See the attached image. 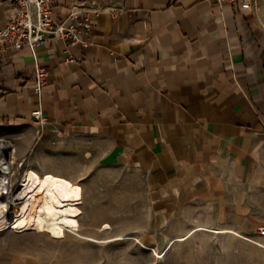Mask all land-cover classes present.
Here are the masks:
<instances>
[{
  "label": "crops",
  "instance_id": "obj_1",
  "mask_svg": "<svg viewBox=\"0 0 264 264\" xmlns=\"http://www.w3.org/2000/svg\"><path fill=\"white\" fill-rule=\"evenodd\" d=\"M74 1L54 0V16ZM94 1L100 11L79 15L84 42L37 46L43 133L32 52L0 51V136L22 158L47 146L68 164L142 175L144 229L205 207L232 228L264 226V0Z\"/></svg>",
  "mask_w": 264,
  "mask_h": 264
},
{
  "label": "rangeland",
  "instance_id": "obj_2",
  "mask_svg": "<svg viewBox=\"0 0 264 264\" xmlns=\"http://www.w3.org/2000/svg\"><path fill=\"white\" fill-rule=\"evenodd\" d=\"M49 152L41 146L35 160L22 158L18 150L14 153L8 174L13 199L24 189L39 190L46 181L61 184V220L66 229L38 228L33 213L17 224L10 222L8 214L0 216V264H264L261 225L232 228L229 214L205 207L187 212L163 229L155 226L154 218L153 228L144 229L150 217L144 213L142 175L116 164H68ZM25 171L27 184L18 186ZM198 226L205 228L168 247L172 238Z\"/></svg>",
  "mask_w": 264,
  "mask_h": 264
},
{
  "label": "built area",
  "instance_id": "obj_3",
  "mask_svg": "<svg viewBox=\"0 0 264 264\" xmlns=\"http://www.w3.org/2000/svg\"><path fill=\"white\" fill-rule=\"evenodd\" d=\"M224 1L235 0H219V2ZM88 2L90 3L88 4ZM0 3H4L5 10V19L0 22V51H5L7 47L16 51L28 48L33 54L35 91L39 96V105L31 113L37 127L42 129L49 122L41 99L43 88L47 83L48 72L47 68L38 61L37 46L52 38L67 41L68 45L84 42L78 29L79 15L98 12L100 9L95 5L94 0H75L71 4L66 18L60 20L53 14L54 0H0ZM242 5L249 7L250 3L248 0H244ZM56 133L61 135L62 131L57 129ZM15 152L13 141L0 136V158H6L9 161ZM21 164L22 161H20ZM9 182L13 183L10 175ZM259 234L264 236V226H260Z\"/></svg>",
  "mask_w": 264,
  "mask_h": 264
},
{
  "label": "bare ground",
  "instance_id": "obj_4",
  "mask_svg": "<svg viewBox=\"0 0 264 264\" xmlns=\"http://www.w3.org/2000/svg\"><path fill=\"white\" fill-rule=\"evenodd\" d=\"M12 158L9 161L6 158H0V216L8 214L10 222L17 224L33 213V222L38 228L50 232L66 229V225L61 220L60 202L63 195L61 184L46 181L39 190L24 189L19 192L16 199H13L15 190L9 182L8 174L11 173V165L14 164L16 155H13ZM21 161L24 162L23 159ZM6 173L7 175H5ZM27 174L25 171L22 182L18 186L27 184ZM204 228V226H198L189 233L172 239L168 247L176 241L187 239L194 231ZM217 230L221 232L232 231L228 228H218Z\"/></svg>",
  "mask_w": 264,
  "mask_h": 264
}]
</instances>
